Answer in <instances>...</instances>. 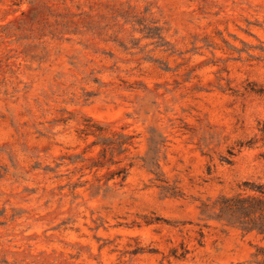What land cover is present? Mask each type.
I'll use <instances>...</instances> for the list:
<instances>
[{"label": "rangeland", "instance_id": "374dc122", "mask_svg": "<svg viewBox=\"0 0 264 264\" xmlns=\"http://www.w3.org/2000/svg\"><path fill=\"white\" fill-rule=\"evenodd\" d=\"M263 128L264 0H0V264H264Z\"/></svg>", "mask_w": 264, "mask_h": 264}, {"label": "trees", "instance_id": "16d2710c", "mask_svg": "<svg viewBox=\"0 0 264 264\" xmlns=\"http://www.w3.org/2000/svg\"><path fill=\"white\" fill-rule=\"evenodd\" d=\"M249 190L252 192L250 195L237 194L224 198L220 213L243 230L264 233V186L256 185Z\"/></svg>", "mask_w": 264, "mask_h": 264}]
</instances>
